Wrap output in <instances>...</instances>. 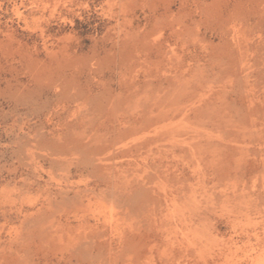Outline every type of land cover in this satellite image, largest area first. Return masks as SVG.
Wrapping results in <instances>:
<instances>
[{"label": "rangeland", "instance_id": "obj_1", "mask_svg": "<svg viewBox=\"0 0 264 264\" xmlns=\"http://www.w3.org/2000/svg\"><path fill=\"white\" fill-rule=\"evenodd\" d=\"M0 264H264V0H0Z\"/></svg>", "mask_w": 264, "mask_h": 264}]
</instances>
